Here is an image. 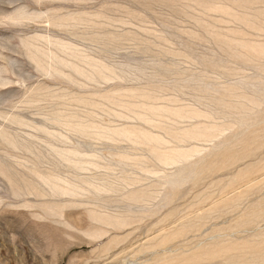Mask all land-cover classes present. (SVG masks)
<instances>
[{"label":"rangeland","instance_id":"obj_1","mask_svg":"<svg viewBox=\"0 0 264 264\" xmlns=\"http://www.w3.org/2000/svg\"><path fill=\"white\" fill-rule=\"evenodd\" d=\"M0 264H264V0H0Z\"/></svg>","mask_w":264,"mask_h":264}]
</instances>
